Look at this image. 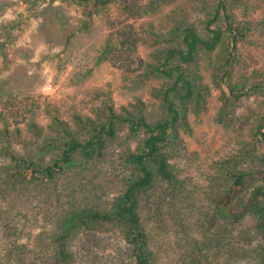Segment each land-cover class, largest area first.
I'll return each mask as SVG.
<instances>
[{"label": "rangeland", "instance_id": "374dc122", "mask_svg": "<svg viewBox=\"0 0 264 264\" xmlns=\"http://www.w3.org/2000/svg\"><path fill=\"white\" fill-rule=\"evenodd\" d=\"M137 1L142 12L117 25L124 20L118 2L95 9L71 0H0V101L13 105L8 112L0 104V135L3 114L16 134L17 153L33 152L31 121L47 129L57 117L74 126V117L96 120L97 110L108 106L118 115L142 110L151 123L164 117L156 93L168 79L148 66L171 45V27L192 25L206 37L204 23L218 0H168L153 10L145 6L149 0ZM230 8L246 36L217 51L222 64L214 65V51L189 66L203 86L204 102L187 106L188 127H177V148L170 152L183 188L163 203L157 192L152 202L160 214L150 230L156 264H264L251 207L256 188L264 192V2L242 0ZM127 25L136 43L121 50V60L116 50L102 57L116 29L126 31ZM227 61L230 83L260 88L232 96L226 79L221 82ZM137 142L119 125L98 163L0 193V264H51L57 218L70 204L102 208L119 194L131 171L125 156ZM7 164L0 158L1 172ZM239 173L244 178L236 182ZM216 205L224 219L215 216ZM70 247L69 264L130 262L116 233L80 235Z\"/></svg>", "mask_w": 264, "mask_h": 264}, {"label": "trees", "instance_id": "16d2710c", "mask_svg": "<svg viewBox=\"0 0 264 264\" xmlns=\"http://www.w3.org/2000/svg\"><path fill=\"white\" fill-rule=\"evenodd\" d=\"M71 1L82 6L92 5L95 9L107 8L118 2L120 16L124 20L114 21L117 25L142 12L137 9L142 7L138 5L142 1L137 0ZM163 1L168 0H149L145 6L153 10ZM240 1L242 0H218L215 11L204 23L206 37L192 25L179 23L171 27L168 33L171 45L160 55L161 60L148 66L154 74L168 79L165 88L156 93L164 108V117L156 122H148L142 110L134 114L118 115L112 106L103 111L97 110L96 120L74 117V126L60 122L57 117L54 118V125L47 129L39 128L31 121L30 132L35 139L34 149L32 153L22 154L12 148L16 134L9 130V122L1 114L4 131L0 135V158L6 159L8 166L0 171V193L10 189L17 190L26 185L50 182L59 175L84 170L85 165L98 163L106 156L107 143L115 137L119 125H126L129 135L138 139L136 150L125 156L124 163L131 171L119 194L102 208L70 204L57 218L56 232L52 235L55 255L51 264L71 262L70 246L76 237L107 232L116 233L123 241L125 255L130 261L127 264H156L151 249L150 230L156 228L154 221L160 218V214L156 211L158 209L152 208V202L155 201L157 192H160L159 202L163 203L168 196L183 188V180L178 176L170 152L177 148V127H188L187 106L193 104L194 109H197L204 102L203 86L195 80L196 76L189 71V66H194L198 60H203L214 51V65L222 64L221 61L218 62L217 51L225 43L229 48H234L246 36L245 27L235 21L230 8V5ZM218 21L223 24V31L218 26ZM127 27L130 25L124 27L126 31L116 29L115 36L112 35L113 38L104 47L102 57L116 50L121 60V50L136 43L135 30ZM227 63L228 61L224 62L222 67ZM221 74V82L225 84L226 79V89L232 96L236 94L237 99L246 90L260 88L259 84H253L246 89L244 81L240 84L230 83L231 77L225 68ZM0 104L2 110L12 112L13 105L8 102ZM15 132L18 133V129ZM261 141L264 144L263 136ZM47 154L51 155V160L46 161L44 156ZM234 177V181L239 182L244 174L239 173ZM262 197L263 201H260L259 198ZM251 207L256 216L255 227L263 240L261 251L264 256V192L261 189L256 188ZM214 214L217 218L224 219L217 210V205ZM211 235L214 236L215 232ZM193 254L197 255L195 252Z\"/></svg>", "mask_w": 264, "mask_h": 264}]
</instances>
